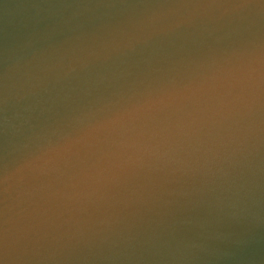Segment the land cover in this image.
<instances>
[{"label": "clouds", "instance_id": "1", "mask_svg": "<svg viewBox=\"0 0 264 264\" xmlns=\"http://www.w3.org/2000/svg\"><path fill=\"white\" fill-rule=\"evenodd\" d=\"M0 264H264V0H0Z\"/></svg>", "mask_w": 264, "mask_h": 264}]
</instances>
